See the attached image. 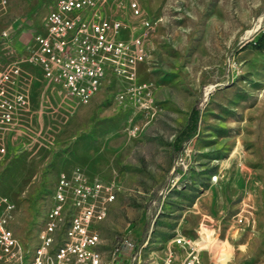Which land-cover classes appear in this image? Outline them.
Instances as JSON below:
<instances>
[{
  "label": "rangeland",
  "instance_id": "obj_1",
  "mask_svg": "<svg viewBox=\"0 0 264 264\" xmlns=\"http://www.w3.org/2000/svg\"><path fill=\"white\" fill-rule=\"evenodd\" d=\"M129 1L106 11L125 20L127 37L144 34L147 58L135 79L108 73L88 102L72 105L23 47L0 41V63L23 59L35 76L27 126L0 161L8 226L30 257L59 176L81 170L122 188L97 225L107 259L125 234L137 247L148 240L146 258L158 262L168 240L185 236L202 247L200 264H264V0H137L141 14ZM56 2L8 0L0 26L21 17L41 31ZM195 105L198 133L176 152ZM131 263L124 248L114 264Z\"/></svg>",
  "mask_w": 264,
  "mask_h": 264
},
{
  "label": "built area",
  "instance_id": "obj_2",
  "mask_svg": "<svg viewBox=\"0 0 264 264\" xmlns=\"http://www.w3.org/2000/svg\"><path fill=\"white\" fill-rule=\"evenodd\" d=\"M110 1L121 4L125 0H57L44 18V31H29L24 61L39 65L51 88L73 99L72 105L88 102L101 89L108 73L135 79L139 62L147 58L143 33L120 36L129 25L122 18L108 15L106 5ZM7 4L8 0H0V15ZM129 4L136 14L142 13L137 0ZM156 22L146 19L143 25L152 28ZM25 23L19 17L0 26V41L12 47L14 33L27 32ZM22 60L0 64V161L7 156L9 140L20 124L19 114L30 104ZM121 189L114 181L92 178L81 170L61 173L53 192L55 202L46 213L30 257L7 223L6 212L13 204L7 197H0V259L13 264H114L124 248H132L131 264L201 263L202 247L185 236L168 240L158 262V255L146 258L148 240L137 247L124 234L112 249L111 260L107 259L100 248L102 236L97 225L107 217L110 203ZM239 219L243 220V215ZM175 245L186 249L181 257Z\"/></svg>",
  "mask_w": 264,
  "mask_h": 264
},
{
  "label": "crops",
  "instance_id": "obj_3",
  "mask_svg": "<svg viewBox=\"0 0 264 264\" xmlns=\"http://www.w3.org/2000/svg\"><path fill=\"white\" fill-rule=\"evenodd\" d=\"M28 21H26V23H25V28L27 29V32L26 33H24L22 30H17L15 33H14V35H13V45H15V46H17V45H19V47H23V51L25 52V51H27L26 50V44H27V42L29 41V39H30V35H29V31H30V29L32 28V27H29L28 26ZM41 31H44V27H42V30ZM127 29H124V30H122L121 31V33H120V36H122V37H127L126 36V33H127ZM31 63V62H30ZM1 64V63H0ZM32 64V66H33V68H31V69H33V72L34 73H36V74H40V73H42V75L44 76V74H43V70H42V68L39 66V65H36V64H34V63H31ZM1 65H3V64H1ZM23 68H24V72H25V82H26V86L28 87V92L30 91L29 89H30V83H32V80L34 79V75L30 72V71H28L25 67H24V65H23ZM36 79H38V76H36ZM35 79V80H36ZM34 80V81H35ZM29 96H30V98H31V95L29 94ZM31 100V99H30ZM34 108H33V105L31 104V102H30V104H29V106L24 110V111H22L20 114H19V120H20V125L22 126V127H24V126H27V123H28V117H29V115H30V113H31V111L33 110ZM12 141V137L10 138V140H9V143ZM9 146V145H8ZM55 188V187H54ZM119 193V192H118ZM183 254H181L180 255V257L182 256Z\"/></svg>",
  "mask_w": 264,
  "mask_h": 264
},
{
  "label": "trees",
  "instance_id": "obj_4",
  "mask_svg": "<svg viewBox=\"0 0 264 264\" xmlns=\"http://www.w3.org/2000/svg\"><path fill=\"white\" fill-rule=\"evenodd\" d=\"M262 38H264V36H262ZM257 47H264V43H257ZM200 115L201 107L199 105H195L190 112L188 121L183 127L180 128V130L175 135L173 146L176 152L181 151L185 147V142L198 133L200 125Z\"/></svg>",
  "mask_w": 264,
  "mask_h": 264
}]
</instances>
